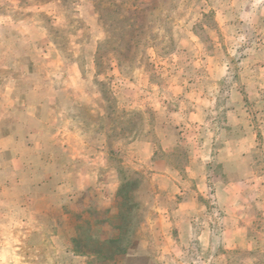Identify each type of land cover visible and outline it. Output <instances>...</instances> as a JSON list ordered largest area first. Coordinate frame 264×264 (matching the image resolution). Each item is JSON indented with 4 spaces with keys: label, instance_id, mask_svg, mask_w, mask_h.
<instances>
[{
    "label": "rangeland",
    "instance_id": "rangeland-1",
    "mask_svg": "<svg viewBox=\"0 0 264 264\" xmlns=\"http://www.w3.org/2000/svg\"><path fill=\"white\" fill-rule=\"evenodd\" d=\"M0 264H264V0H0Z\"/></svg>",
    "mask_w": 264,
    "mask_h": 264
},
{
    "label": "crops",
    "instance_id": "crops-1",
    "mask_svg": "<svg viewBox=\"0 0 264 264\" xmlns=\"http://www.w3.org/2000/svg\"><path fill=\"white\" fill-rule=\"evenodd\" d=\"M32 118H34V117H32Z\"/></svg>",
    "mask_w": 264,
    "mask_h": 264
}]
</instances>
